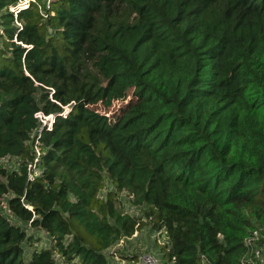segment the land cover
<instances>
[{"label":"trees","instance_id":"1","mask_svg":"<svg viewBox=\"0 0 264 264\" xmlns=\"http://www.w3.org/2000/svg\"><path fill=\"white\" fill-rule=\"evenodd\" d=\"M21 1L0 0V264H112L145 223L162 264L264 246V0Z\"/></svg>","mask_w":264,"mask_h":264},{"label":"rangeland","instance_id":"2","mask_svg":"<svg viewBox=\"0 0 264 264\" xmlns=\"http://www.w3.org/2000/svg\"><path fill=\"white\" fill-rule=\"evenodd\" d=\"M45 2V0H43ZM133 98V90H125L121 93L120 98L112 100V106L109 108L104 107L103 104L95 105L94 108L101 112L102 114L108 116H118L120 115V110L124 107V105L128 104L130 100ZM69 109L67 108V111ZM127 195L124 194L121 198L124 201V207L126 211L132 215H144L141 210L136 207H132L127 201ZM145 223V222H144ZM150 225L144 224L139 231L133 236L132 240H124L117 244L115 247L109 250V253L113 256L115 255V259L113 258L112 264H137L138 259L145 255L146 253L153 255L160 262H163V247L167 243V239L164 234L157 235L156 232L150 230ZM41 242H45L46 238L43 233L40 234ZM131 239V238H130ZM35 248V245H33ZM264 249V246L262 247ZM264 256V251H263ZM126 259L131 262L124 261Z\"/></svg>","mask_w":264,"mask_h":264},{"label":"built area","instance_id":"3","mask_svg":"<svg viewBox=\"0 0 264 264\" xmlns=\"http://www.w3.org/2000/svg\"><path fill=\"white\" fill-rule=\"evenodd\" d=\"M34 2L35 0H22L21 3L18 5L17 8H13L12 11L17 14L19 11L23 9H27L30 5V2ZM47 7L50 8L53 2L56 0H45ZM108 116V115H107ZM36 118L41 122L42 128L47 127L48 129L52 128L55 116L49 115L46 116L42 112L36 113ZM37 150L39 151V141L37 140ZM38 162V159L35 160V165ZM38 173V172H37ZM165 234L164 231L159 232L157 235H162ZM165 236V235H164ZM261 233L259 231H255L252 236L246 239V244L247 247L249 248V253L243 260L244 264H264V256H263V251L264 249L262 248L263 246L259 245V241L261 240ZM60 257L57 256V259ZM203 262L204 264H207V260L205 257H203ZM62 264H68V263H62ZM137 264H162L156 257H154L151 254L146 253L145 255H142L139 259Z\"/></svg>","mask_w":264,"mask_h":264},{"label":"crops","instance_id":"4","mask_svg":"<svg viewBox=\"0 0 264 264\" xmlns=\"http://www.w3.org/2000/svg\"><path fill=\"white\" fill-rule=\"evenodd\" d=\"M133 238H131V239H128V240H132ZM127 257H125V259H124V261H128V262H131L130 260H128V259H126Z\"/></svg>","mask_w":264,"mask_h":264}]
</instances>
